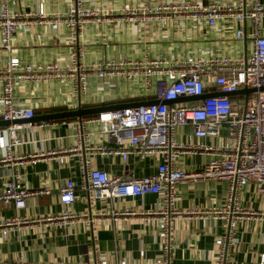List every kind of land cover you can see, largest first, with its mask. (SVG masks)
I'll use <instances>...</instances> for the list:
<instances>
[{"label":"crops","instance_id":"1","mask_svg":"<svg viewBox=\"0 0 264 264\" xmlns=\"http://www.w3.org/2000/svg\"><path fill=\"white\" fill-rule=\"evenodd\" d=\"M196 2L207 5L219 3L235 5L244 0H82L90 9H106L114 12L143 4ZM264 3V0H260ZM41 4L44 18L40 24L31 18L27 25L22 20L13 34L9 51L0 48V66L10 57L30 63L66 60L71 51H82V64L108 59L165 58L168 60L193 57L209 58L227 56L237 58L252 50V35L258 31L264 35V17L253 27L246 20L243 25L230 18L208 27L203 22H194L187 17L169 15L159 20L151 19L147 24L132 22H88L77 37L69 39L68 31L53 20L71 9L70 0H0V9L11 12L35 13ZM241 28L242 41L234 39V31ZM155 87L148 93L138 81L87 78L83 94L74 93L67 83L48 82L42 84H17L14 98L24 102L33 111V117L60 113L70 110L109 107L119 104L151 101ZM204 94H210L206 90ZM240 95H232L236 100ZM105 112V111H104ZM95 115H91L89 118ZM76 118L43 122L21 121L17 124L29 125L17 133L20 144L12 147L8 155L11 161L0 165V192L7 182L16 181L22 188L34 191L47 187L44 196H28L24 207L14 210L0 203V222L17 216L33 219L58 214L57 188L65 181L75 186L76 200L70 210L76 220L64 227L29 223L10 227L7 234L0 233V264H59L61 262L89 263L92 255L107 260H124L128 264H148L159 251L156 229L146 226L137 213L154 208L158 203L155 195L87 202L86 192L79 188L80 158L91 168L106 173L109 177L137 179L152 175L158 163L154 156L139 158L129 154L122 162L118 156L101 155L89 150L102 146L113 149L115 145L96 133L97 126H88L92 135L77 153H68L74 145L72 122ZM44 124V125H43ZM5 127H0V134ZM191 128L176 130L177 144L214 146L226 139V131L220 128L217 136L195 139ZM125 147V146H124ZM6 152L0 151V158ZM19 157L22 159L19 161ZM28 157V158H27ZM30 157V158H29ZM210 159L207 152L182 151L177 156V166L186 172L202 168ZM224 181H200L194 184L183 182L177 185L176 209L181 216L171 224L173 251L170 264H215L216 246L214 241L221 234V224L210 214L205 218L197 213L211 212L221 207L226 194ZM240 202L244 208L258 210L264 208L259 198L250 188L240 191ZM131 209L134 217L112 219L110 211ZM238 248L231 254L229 264H253L260 256L264 258V222L257 217H248L236 227ZM142 252V256L139 253Z\"/></svg>","mask_w":264,"mask_h":264},{"label":"built area","instance_id":"2","mask_svg":"<svg viewBox=\"0 0 264 264\" xmlns=\"http://www.w3.org/2000/svg\"><path fill=\"white\" fill-rule=\"evenodd\" d=\"M71 9L55 18L54 23L62 24L69 39L77 37L79 31L88 22H132L145 25L151 19H162L169 15L187 17L198 23L213 27L216 22L230 18L234 23L243 25L248 20L253 27L264 17V3L260 0H244L235 5L196 2H181L139 7H128L114 12L106 9L86 8L82 0H70ZM41 4L36 12H11L0 9V48L9 51L10 42L22 20L27 25L31 18L40 24L44 18ZM241 28L234 31V39L242 41ZM82 51H71L66 60L30 64L10 57L0 66V121L28 120L33 111L24 102L14 98L17 84H42L48 82L67 83L77 95L86 90L87 78L140 82L143 91L152 94L159 103L146 107L109 110L89 118L75 119L74 145L68 153H77L79 148L92 135L88 126H97L96 133L111 141L115 148L99 146L89 150L101 155H114L124 162L129 154L139 158L154 156L158 159L152 175L137 179L109 177L106 173L91 168L86 160L80 158L79 188L86 192L87 202H105L106 200H125L144 195H155L158 203L154 208L137 213V217L148 226L156 229L159 241L157 256L148 264H170L173 251L172 222L181 216L175 207L178 199L177 185L183 182L191 184L200 181H224L227 184L224 201L220 208L211 212L197 213L205 218L208 214L221 224V234L214 244L215 264H229L231 254L238 248L239 239L236 227L248 217H257L264 222V208L251 210L240 202V191L245 187L264 204V35L255 31L252 35V50L249 54L237 58L214 56L204 59L183 57L173 60L165 58L108 59L90 64H82ZM263 88L262 90H260ZM242 89H254V93L234 100L229 95ZM208 90L210 93H222V96H210L204 99L177 101L180 97H198ZM170 101V104L161 102ZM45 123V122H43ZM44 125V124H43ZM10 124L0 134V151L6 152L0 158V165L11 161L9 150L20 144L17 133L23 127ZM191 128L195 139L217 136L223 127L226 139L214 146L177 144V129ZM125 146V147H124ZM182 151L193 153L207 152L209 161L199 170L186 172L177 166V156ZM28 158V157H27ZM30 158V157H29ZM19 161L22 159L18 158ZM7 182L0 192V203L14 210L24 207L28 196H44L50 193L47 187L29 191L16 181ZM58 214L40 218L25 219L14 216L0 222V233L5 236L10 227L29 223L44 227H64L76 220L70 206L76 200L75 186L65 181L57 188ZM131 209L110 211L112 219L134 217ZM142 256V252L139 253ZM59 264H128L124 260H107L94 253L89 263L61 262ZM253 264H264L260 256Z\"/></svg>","mask_w":264,"mask_h":264},{"label":"water","instance_id":"3","mask_svg":"<svg viewBox=\"0 0 264 264\" xmlns=\"http://www.w3.org/2000/svg\"><path fill=\"white\" fill-rule=\"evenodd\" d=\"M261 88L260 90H262ZM254 89H242L235 91L229 95H242V96H247L249 93H254ZM224 94L222 93H210V94H203L198 97H180L178 98L179 101H185V100H197V99H204L206 97L210 96H222ZM159 103L157 100H151V101H144V102H136V103H128V104H119V105H114V106H109V107H98V108H90V109H80L77 107L75 110H70V111H65V112H60V113H53V114H48V115H40L36 117H32L31 119L28 120H16V121H0V127H7L10 124L13 123H18L21 121H26V122H47V121H53V120H61V119H70V118H76L80 119L82 117L86 116H91V115H97L98 113L104 112V111H109V110H118V109H125V108H135V107H146L150 106L153 104ZM164 104H170V101H164L161 102Z\"/></svg>","mask_w":264,"mask_h":264},{"label":"rangeland","instance_id":"4","mask_svg":"<svg viewBox=\"0 0 264 264\" xmlns=\"http://www.w3.org/2000/svg\"><path fill=\"white\" fill-rule=\"evenodd\" d=\"M221 128H223V127H221ZM224 129V128H223Z\"/></svg>","mask_w":264,"mask_h":264},{"label":"trees","instance_id":"5","mask_svg":"<svg viewBox=\"0 0 264 264\" xmlns=\"http://www.w3.org/2000/svg\"><path fill=\"white\" fill-rule=\"evenodd\" d=\"M86 117H88V116H86Z\"/></svg>","mask_w":264,"mask_h":264}]
</instances>
